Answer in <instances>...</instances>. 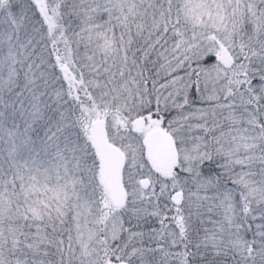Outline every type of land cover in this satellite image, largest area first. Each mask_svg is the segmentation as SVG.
<instances>
[{"label":"snow or ice","instance_id":"6c2138e0","mask_svg":"<svg viewBox=\"0 0 264 264\" xmlns=\"http://www.w3.org/2000/svg\"><path fill=\"white\" fill-rule=\"evenodd\" d=\"M0 264H264V0H0Z\"/></svg>","mask_w":264,"mask_h":264}]
</instances>
